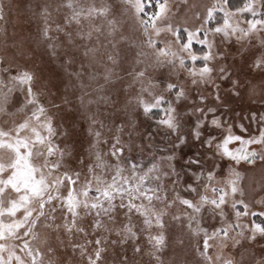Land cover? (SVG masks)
Masks as SVG:
<instances>
[{
    "label": "snow or ice",
    "instance_id": "snow-or-ice-1",
    "mask_svg": "<svg viewBox=\"0 0 264 264\" xmlns=\"http://www.w3.org/2000/svg\"><path fill=\"white\" fill-rule=\"evenodd\" d=\"M0 264H264V0H0Z\"/></svg>",
    "mask_w": 264,
    "mask_h": 264
}]
</instances>
